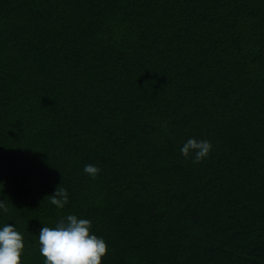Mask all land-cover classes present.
I'll return each instance as SVG.
<instances>
[{
    "label": "trees",
    "instance_id": "obj_1",
    "mask_svg": "<svg viewBox=\"0 0 264 264\" xmlns=\"http://www.w3.org/2000/svg\"><path fill=\"white\" fill-rule=\"evenodd\" d=\"M0 200L21 264L70 214L101 264H264V0H0Z\"/></svg>",
    "mask_w": 264,
    "mask_h": 264
},
{
    "label": "clouds",
    "instance_id": "obj_2",
    "mask_svg": "<svg viewBox=\"0 0 264 264\" xmlns=\"http://www.w3.org/2000/svg\"><path fill=\"white\" fill-rule=\"evenodd\" d=\"M212 149L207 140L190 138L181 147V154L188 157L194 153V162L200 163ZM101 170L92 164L86 165L84 172L95 178ZM52 205L64 208L68 203L66 189L57 188L54 194L46 197ZM9 201L0 200V209L8 212ZM12 205V204H11ZM91 221L79 219L70 214L61 219L55 227L44 226L39 231V252L43 256L44 264H101L108 248L104 239L90 234ZM25 249L23 235L10 224L0 229V264H21V255Z\"/></svg>",
    "mask_w": 264,
    "mask_h": 264
}]
</instances>
